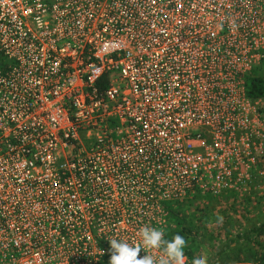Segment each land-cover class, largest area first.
Wrapping results in <instances>:
<instances>
[{
    "label": "built area",
    "instance_id": "obj_1",
    "mask_svg": "<svg viewBox=\"0 0 264 264\" xmlns=\"http://www.w3.org/2000/svg\"><path fill=\"white\" fill-rule=\"evenodd\" d=\"M263 60L264 0H0V264H192L167 205L264 180Z\"/></svg>",
    "mask_w": 264,
    "mask_h": 264
},
{
    "label": "trees",
    "instance_id": "obj_2",
    "mask_svg": "<svg viewBox=\"0 0 264 264\" xmlns=\"http://www.w3.org/2000/svg\"><path fill=\"white\" fill-rule=\"evenodd\" d=\"M248 96L254 100L264 102V60L255 66L246 78ZM264 106L262 107V111ZM203 197L196 194L184 202L167 205L169 221L173 225L165 234V244L171 248L186 253L192 260V249L197 243L206 238V228L213 221L210 207L196 206ZM210 200V199H209ZM192 212L187 214L186 207ZM232 223L229 224L231 226ZM211 264H264V223L256 225L249 230L237 233L217 247L213 248ZM100 264H120L119 258L113 252H108Z\"/></svg>",
    "mask_w": 264,
    "mask_h": 264
},
{
    "label": "rangeland",
    "instance_id": "obj_3",
    "mask_svg": "<svg viewBox=\"0 0 264 264\" xmlns=\"http://www.w3.org/2000/svg\"><path fill=\"white\" fill-rule=\"evenodd\" d=\"M263 106L264 102H259L260 114L264 118ZM253 177L254 183L246 190L229 193L207 202L199 200L195 203L191 210L194 211L196 206L210 207L208 209L211 210L213 221L206 228L208 236L204 240L202 238V242L197 243L192 249V264H211L213 248L216 249L229 237H234L243 230H249L264 223V180L256 171ZM184 211H187L188 215L192 214L187 207ZM230 223H232L231 226H229ZM167 224L171 227L173 222L168 220Z\"/></svg>",
    "mask_w": 264,
    "mask_h": 264
}]
</instances>
